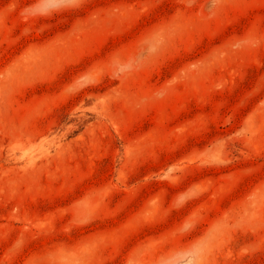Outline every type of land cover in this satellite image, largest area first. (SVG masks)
Segmentation results:
<instances>
[{
	"label": "rangeland",
	"instance_id": "rangeland-1",
	"mask_svg": "<svg viewBox=\"0 0 264 264\" xmlns=\"http://www.w3.org/2000/svg\"><path fill=\"white\" fill-rule=\"evenodd\" d=\"M0 264H264V0H0Z\"/></svg>",
	"mask_w": 264,
	"mask_h": 264
}]
</instances>
